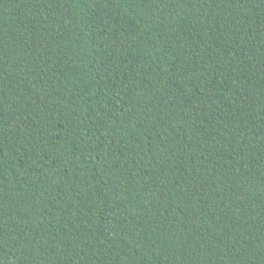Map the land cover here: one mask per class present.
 Instances as JSON below:
<instances>
[{
  "label": "trees",
  "instance_id": "trees-1",
  "mask_svg": "<svg viewBox=\"0 0 264 264\" xmlns=\"http://www.w3.org/2000/svg\"><path fill=\"white\" fill-rule=\"evenodd\" d=\"M0 264H264V0H0Z\"/></svg>",
  "mask_w": 264,
  "mask_h": 264
}]
</instances>
